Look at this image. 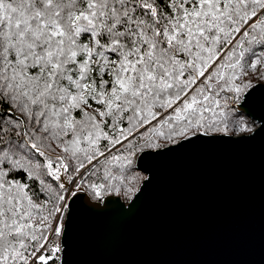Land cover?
<instances>
[{"label": "snow or ice", "instance_id": "snow-or-ice-1", "mask_svg": "<svg viewBox=\"0 0 264 264\" xmlns=\"http://www.w3.org/2000/svg\"><path fill=\"white\" fill-rule=\"evenodd\" d=\"M255 78L264 0H0V264H63L71 199L227 132Z\"/></svg>", "mask_w": 264, "mask_h": 264}, {"label": "water", "instance_id": "water-1", "mask_svg": "<svg viewBox=\"0 0 264 264\" xmlns=\"http://www.w3.org/2000/svg\"><path fill=\"white\" fill-rule=\"evenodd\" d=\"M234 105L258 123L251 132L142 154L128 202L85 188L71 199L63 264H264V82Z\"/></svg>", "mask_w": 264, "mask_h": 264}, {"label": "trees", "instance_id": "trees-1", "mask_svg": "<svg viewBox=\"0 0 264 264\" xmlns=\"http://www.w3.org/2000/svg\"><path fill=\"white\" fill-rule=\"evenodd\" d=\"M256 82H264V81L258 78L252 79L250 86ZM243 93L241 94L240 98L236 100V102H239L241 100ZM226 113H227L226 123H227L228 131L219 132V133H225V134L249 133L258 125V123L254 119H252L249 115L238 111L235 105L231 103L229 104L228 109H226ZM241 128H244L245 130L241 131L240 130ZM124 175L127 177L126 180H124L123 182L113 181L112 186L109 187L107 190L102 191L99 194V196H97L90 188L85 187V190L91 195L93 199L96 200H100L108 194H115L120 196L123 201L128 202L132 198L134 193L137 191L138 187L140 186L141 182L143 181L146 175L142 171H140L136 167V165H134V168L131 172L125 170ZM64 217H65V213H64ZM58 242H60V240Z\"/></svg>", "mask_w": 264, "mask_h": 264}, {"label": "rangeland", "instance_id": "rangeland-1", "mask_svg": "<svg viewBox=\"0 0 264 264\" xmlns=\"http://www.w3.org/2000/svg\"><path fill=\"white\" fill-rule=\"evenodd\" d=\"M66 212V211H65ZM58 243H60V242H58Z\"/></svg>", "mask_w": 264, "mask_h": 264}]
</instances>
